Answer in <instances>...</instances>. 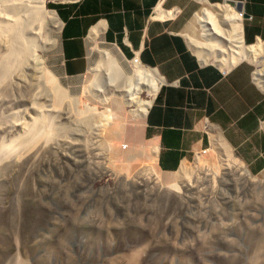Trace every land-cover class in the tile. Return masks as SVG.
Returning <instances> with one entry per match:
<instances>
[{"label":"rangeland","instance_id":"374dc122","mask_svg":"<svg viewBox=\"0 0 264 264\" xmlns=\"http://www.w3.org/2000/svg\"><path fill=\"white\" fill-rule=\"evenodd\" d=\"M19 26L18 75L0 87V264H264V173L251 176L228 145L215 144L194 163L162 172L144 156L143 118L136 119L150 87L138 93L139 80H126L100 51L113 53L128 76L133 59L90 44V69L99 70L90 95L88 73L78 82L60 74L57 27L46 23L32 55ZM39 65L101 115L82 124L55 115L64 105L41 85ZM41 109L53 118L20 139V122Z\"/></svg>","mask_w":264,"mask_h":264},{"label":"crops","instance_id":"0c3cea01","mask_svg":"<svg viewBox=\"0 0 264 264\" xmlns=\"http://www.w3.org/2000/svg\"><path fill=\"white\" fill-rule=\"evenodd\" d=\"M158 3L46 0L62 22L61 76L78 82L89 72L94 41L115 46L162 78L148 114L137 122L146 158L174 173L208 153L221 135L251 176L262 175L264 88L256 80L258 67L248 59L231 64L201 56L194 41H203L193 34L206 5H234L242 15L243 44L264 48V0H167L164 8L176 12L167 19L153 16Z\"/></svg>","mask_w":264,"mask_h":264},{"label":"bare ground","instance_id":"6f19581e","mask_svg":"<svg viewBox=\"0 0 264 264\" xmlns=\"http://www.w3.org/2000/svg\"><path fill=\"white\" fill-rule=\"evenodd\" d=\"M45 2L46 0H0V87L6 86L5 84L13 76L16 77V75H18L16 74V70L18 69V63L20 61L19 59L21 56V50L16 44L17 26H23L24 30L22 33V38L24 36V38L26 39L24 41L26 45L25 51L29 52L30 50L31 53L32 51H36V48H38V46H36L34 37L40 36L42 28L45 27L46 23L53 24L58 28V31L62 27V22L58 18L57 14L54 11H48L45 7ZM241 19V13H239V11H236L235 8L231 7L228 4H211L210 9L204 8L202 14H198L196 16V22L197 24H199L202 30L204 41L201 44L196 43L195 47L196 49H198V52L201 56H214L216 60L221 62L225 61L232 64L242 59H248L254 62L258 67L256 80L264 88V48L262 45L245 46L243 44ZM26 34L30 36L28 37L26 36ZM100 53L102 55V60L107 65L115 67L117 73L123 75L126 80L131 81L136 78L139 80V82L137 83L138 93H140L143 88L147 86L150 87L152 97H149H151V100L149 98L150 101L144 103V106H142L140 112L136 115V119L145 118L162 83V78L159 75L158 71L142 65L139 61L132 60L130 61V63L133 68V74L131 76H128L121 61L117 57H115L113 53L106 51H100ZM33 54L35 53H32V55ZM38 68L40 71V76L38 75L37 78L39 79L41 77V85L47 86L49 92L55 95L57 99V105H64V112L62 113V111H60L54 113L55 115L60 117L62 115H67L70 118H72L73 115L74 118L72 119H74L76 123L80 124L86 121V119H92V117L101 115L100 112H93L94 107L93 105H91V100L90 103H87L84 101L82 102L80 98L73 99L69 97L70 95H67V91L65 92L63 90L57 79L46 71L45 65L41 67L39 65ZM98 77V69L89 70L87 87H89L88 92H90V95H92V88H90V86H92L98 80ZM89 97L90 96H88V99ZM129 103L131 104V106L138 105V101L134 99L130 100ZM101 105H104V103ZM89 113L90 115L85 118V115ZM37 114V117L34 119L20 122V128L23 130V135L20 137V139L26 140L35 137L37 132L42 130L48 122L49 119L47 120V118L52 119L54 116L53 114L49 117V114L45 109H41ZM105 120L109 124V118L105 117ZM97 122L99 125V119ZM109 127H107V129ZM85 128L82 127L83 130ZM219 136L220 137L218 138H213V144H215L216 146L228 145L222 139V136ZM161 180L164 184L167 182H171L172 179L168 176H164Z\"/></svg>","mask_w":264,"mask_h":264},{"label":"built area","instance_id":"2783aa9c","mask_svg":"<svg viewBox=\"0 0 264 264\" xmlns=\"http://www.w3.org/2000/svg\"><path fill=\"white\" fill-rule=\"evenodd\" d=\"M167 0H159V3L157 7L153 11V16L160 18V19H167L171 18L173 15H175V9H172V11H168L167 9L164 8V3Z\"/></svg>","mask_w":264,"mask_h":264},{"label":"clouds","instance_id":"9594fccd","mask_svg":"<svg viewBox=\"0 0 264 264\" xmlns=\"http://www.w3.org/2000/svg\"><path fill=\"white\" fill-rule=\"evenodd\" d=\"M48 8V7H47ZM49 9V8H48ZM135 58H138V57H135ZM138 60L140 61V59L138 58ZM141 62V61H140Z\"/></svg>","mask_w":264,"mask_h":264},{"label":"water","instance_id":"95a60500","mask_svg":"<svg viewBox=\"0 0 264 264\" xmlns=\"http://www.w3.org/2000/svg\"><path fill=\"white\" fill-rule=\"evenodd\" d=\"M46 9H47L48 11H50V12L52 11V10H50V9H48V8H46Z\"/></svg>","mask_w":264,"mask_h":264}]
</instances>
